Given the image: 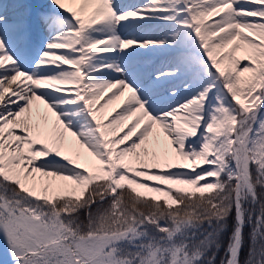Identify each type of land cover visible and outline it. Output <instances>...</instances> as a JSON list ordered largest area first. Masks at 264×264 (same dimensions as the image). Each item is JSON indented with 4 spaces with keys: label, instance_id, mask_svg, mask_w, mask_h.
<instances>
[{
    "label": "snow or ice",
    "instance_id": "snow-or-ice-1",
    "mask_svg": "<svg viewBox=\"0 0 264 264\" xmlns=\"http://www.w3.org/2000/svg\"><path fill=\"white\" fill-rule=\"evenodd\" d=\"M0 246L264 264V0L0 3Z\"/></svg>",
    "mask_w": 264,
    "mask_h": 264
},
{
    "label": "bare ground",
    "instance_id": "bare-ground-1",
    "mask_svg": "<svg viewBox=\"0 0 264 264\" xmlns=\"http://www.w3.org/2000/svg\"><path fill=\"white\" fill-rule=\"evenodd\" d=\"M40 2H41L42 5L47 4V0H41ZM119 2H120L121 4H124V5H131V4H140V3L143 2V0H119ZM9 6H10V5H8V8H9ZM41 37H42V35H41ZM25 42H27V43H31V44H30L31 49H30V51H28L29 54H31L32 52H34L35 48L39 47V44H40V42H39L38 40L33 39V38H32V41H31V39H30V41H28L27 38H25V39H19V38H18V39H17L18 46L21 47L24 51H25V49H24L23 47H24V43H25ZM26 52H27V51H26ZM155 56H158V55H153V56L149 57L148 60H149V62H151V63H157V64H158V63L160 62V59H161V58L158 56V57L155 59V58H154ZM41 106L43 107V105H41Z\"/></svg>",
    "mask_w": 264,
    "mask_h": 264
},
{
    "label": "rangeland",
    "instance_id": "rangeland-1",
    "mask_svg": "<svg viewBox=\"0 0 264 264\" xmlns=\"http://www.w3.org/2000/svg\"><path fill=\"white\" fill-rule=\"evenodd\" d=\"M12 1L13 2H22V3H25V4L29 5V6H31V8H32L33 11H36V8L38 7V4H41V2H39L40 0H12ZM41 39H42V37L39 38V41H41ZM41 108L43 109L42 106H41ZM48 115L51 116V113H49ZM3 259H5L4 250H3V247L0 246V260H3Z\"/></svg>",
    "mask_w": 264,
    "mask_h": 264
},
{
    "label": "trees",
    "instance_id": "trees-1",
    "mask_svg": "<svg viewBox=\"0 0 264 264\" xmlns=\"http://www.w3.org/2000/svg\"><path fill=\"white\" fill-rule=\"evenodd\" d=\"M248 231H249V229L246 228V229H245V235H246V236H247ZM225 243H226V238H225ZM245 251H246V249H245ZM219 255L222 256V255H223V251H221Z\"/></svg>",
    "mask_w": 264,
    "mask_h": 264
}]
</instances>
